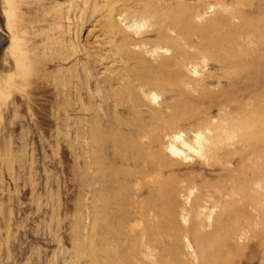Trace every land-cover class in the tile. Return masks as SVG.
<instances>
[{"label":"bare ground","instance_id":"bare-ground-1","mask_svg":"<svg viewBox=\"0 0 264 264\" xmlns=\"http://www.w3.org/2000/svg\"><path fill=\"white\" fill-rule=\"evenodd\" d=\"M168 1L0 0L4 26L11 36L10 47L4 49L5 66L12 59L13 68L24 76L26 86L35 84L42 93L56 99L55 103L61 96L57 104L78 105L80 112L87 116V133L94 162H97L98 178L101 185L111 184L115 188L113 192L103 188L99 207L105 210L111 201L125 202V207L119 210L122 219L133 205L140 208L138 214L141 216L152 210L158 221L155 224L146 223L143 227V220L137 218L124 228L126 233L140 230V236L148 240L143 244L146 247L153 245L165 251L168 248L165 241L171 237L165 219L169 215L172 223L173 214L166 213V198L176 191L178 181L171 175L162 177L166 169L173 172L176 167L175 162H169L165 150L174 158H181L183 154L184 161L190 157L186 151L208 162L223 164L238 156L243 164L241 169L235 170L238 177H232L235 173L232 170H223L228 180L233 179L210 191L220 212L213 232L200 238L198 248L203 263L212 264L210 259L217 257L223 243L219 238L225 235L230 223L242 219L247 207L261 205L264 201V193L255 189L260 187L264 191V0H238L234 7H227L217 18L204 23L194 22L195 16L189 17L190 9L182 6L184 0H177L170 7L165 4ZM161 2L163 4L156 5ZM117 17H123L121 22ZM235 18L238 23H234ZM87 25L97 29L98 36L104 39L100 47H92L95 57L86 51L80 40V32ZM144 27L151 30L141 31ZM151 36L156 39L147 40ZM239 38L243 42H239ZM186 45L214 60L219 67L214 78L218 85L225 81L226 88L216 93H206L201 88L198 98H207L211 106L219 109L233 104L235 114L221 116L217 124L206 125L211 136L197 131L192 143L184 139L179 143L182 133L174 129L163 148L162 137L149 129L153 122H161L157 124L164 129L176 120L192 117L199 110L198 101L188 86L190 83L185 80L184 67L189 64ZM160 50L172 52L173 57L161 56L153 63L144 56ZM107 60L123 66L118 72L110 71L111 76L104 74L98 82L103 85L98 84L90 94L94 66ZM82 90H85L84 99L79 98ZM60 91L64 96L58 93ZM168 91L175 93L170 103L172 119L163 122L161 113L150 109L149 105L158 94ZM72 113L77 115L78 112L73 110ZM230 142L241 144L243 149L229 152L226 146ZM101 143L103 147L99 146ZM110 156L113 160H106ZM148 170L154 176L146 174ZM150 183L153 185L151 191L144 192ZM191 190L188 187V193ZM139 195H144L142 200L138 199ZM225 196L232 199L227 201L223 199ZM215 204L213 202L211 208ZM200 215L199 210L195 211L199 219L193 226L194 235L199 234ZM256 225L259 234L263 223ZM169 227L176 230L173 223ZM165 252L166 255L168 252Z\"/></svg>","mask_w":264,"mask_h":264},{"label":"rangeland","instance_id":"rangeland-1","mask_svg":"<svg viewBox=\"0 0 264 264\" xmlns=\"http://www.w3.org/2000/svg\"><path fill=\"white\" fill-rule=\"evenodd\" d=\"M236 1L184 0L182 6L190 9L188 15L195 16L194 22L204 23L217 18L227 7H234ZM176 2L170 0L165 4L170 7ZM161 4L163 2L156 5ZM197 14H200L199 18ZM122 18L117 17L116 20L121 22ZM234 23H238V19L235 18ZM147 29L144 27L141 31ZM96 30L87 25L80 32L83 47L94 57L96 53L92 47H100V42L104 41ZM171 35L175 36L173 32ZM10 39L0 6V264H153V261L154 264H204L198 244L200 238L213 232V224L220 212V206L215 204L210 191L214 186L230 183L231 179L238 177L235 170L241 169L243 165L238 156L229 158V163L223 164L208 162L186 151L190 157L184 161L183 154H180L181 158H174L165 150L169 162L176 163L175 171L171 172L168 168L162 174L163 178L171 175L178 181L176 191L166 198V213L173 214L172 223L176 230L170 229L172 223L167 214L165 222L171 236L165 241L168 247L165 251L168 253L153 245L146 247L143 244L148 243V240L140 236V230L126 233L124 228L137 218L143 220V227L146 223L155 224L158 221L154 212L148 210L146 216H141L138 214L140 208L133 205L122 219L119 210L125 207V202L119 204V201H111L106 211L99 207L103 188L110 192L115 188L111 184L101 185L98 178L97 162H94V151L87 133V116L80 112L78 105L71 107L57 104L60 95L64 96L61 91L55 103L56 99L42 93L35 84L26 86L24 76L13 68L12 59L5 66L4 49L10 47ZM155 39V36L147 38L151 41ZM238 40L243 42L241 38ZM187 46L189 64L184 67L187 73L185 80L190 83L188 86L198 101L199 110L192 117L176 120V123L168 124L164 129L157 124L161 122H153L149 129L162 137L163 148L167 146L170 140L168 135L174 129L182 133L179 143L183 139L192 143L197 131H202L204 136H211L212 132L206 125L217 124L221 116L235 114L233 104L219 109L211 106L207 98H198L201 88L206 93H216L226 88L225 81L218 85L214 78L219 72L214 60ZM103 47L109 48L110 45ZM144 56L156 63L161 56L171 58L173 53L160 50L157 53H145ZM103 62L94 66L89 93L103 85L98 82L104 74L111 76L110 71L118 72L123 66L111 60ZM80 93L79 98L84 99L85 90ZM174 95L171 91L158 94L157 99L148 104L150 109L161 113L163 122L172 119L170 103ZM73 110L78 112L77 115H73ZM99 146L103 147L104 143ZM226 148L229 152L243 149L241 144L234 142H230ZM107 159L113 160L111 156ZM226 169L235 172L233 178L228 180L229 177L223 171ZM147 172L151 177L154 176L152 171ZM152 186V183L148 184L149 188L144 192L151 191ZM187 186L192 188L191 193H188ZM255 189L264 193L260 187ZM143 196L139 195L138 199L142 200ZM223 199L228 201L232 197L225 196ZM213 202L215 207L211 208ZM198 210L201 212L200 229L199 234L194 235L193 226L199 219L195 211ZM244 211L242 219L232 221L235 223H230L231 228L229 225L225 235L219 238L223 243L215 257L216 261L215 258L210 259L212 264H264V201ZM259 222L263 223V228L258 234L259 226L256 224Z\"/></svg>","mask_w":264,"mask_h":264}]
</instances>
